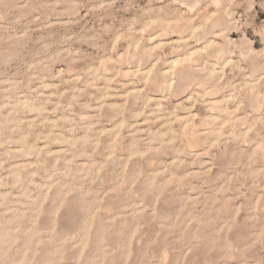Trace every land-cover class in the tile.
Listing matches in <instances>:
<instances>
[{"label":"rangeland","instance_id":"rangeland-1","mask_svg":"<svg viewBox=\"0 0 264 264\" xmlns=\"http://www.w3.org/2000/svg\"><path fill=\"white\" fill-rule=\"evenodd\" d=\"M262 98L264 0H0V264H264Z\"/></svg>","mask_w":264,"mask_h":264},{"label":"bare ground","instance_id":"bare-ground-1","mask_svg":"<svg viewBox=\"0 0 264 264\" xmlns=\"http://www.w3.org/2000/svg\"><path fill=\"white\" fill-rule=\"evenodd\" d=\"M250 42V41H249ZM252 44H253V42H251ZM244 44V43H243ZM212 47H214V46H212ZM215 48V47H214ZM246 49V48H245ZM245 49H244V51H245ZM247 51H249L250 52V50H247ZM246 51V52H247ZM246 52H245V54H246ZM252 52L254 53V48L252 47ZM244 53V52H243ZM248 53V52H247ZM249 55V54H248ZM178 59V58H177ZM255 67V66H254ZM185 68V67H184ZM212 69V68H211ZM187 71V70H186ZM183 72H184V70H183ZM191 73V72H190ZM167 75V74H166ZM189 75V74H188ZM182 76V75H181ZM204 76V75H203ZM165 78V77H164ZM188 79V78H187ZM195 81V80H194ZM165 82V81H164ZM180 82H181V80H180ZM159 83V82H158ZM188 83V82H187ZM186 83V84H187ZM184 84V83H183ZM161 85V84H160ZM159 85V86H160ZM202 85V84H201ZM210 87V86H209ZM213 87V86H212ZM201 89V88H200ZM206 91H208V90H206ZM206 93V92H205ZM216 93V92H215ZM211 95V94H210ZM263 99V98H262ZM261 100V99H260ZM262 101V100H261ZM263 101H264V99H263ZM263 103L264 102H262L261 103V105H263ZM20 104V103H19ZM221 104V103H220ZM217 107V106H216ZM207 126V125H206ZM196 132V131H195ZM190 133V132H189ZM195 136V135H194ZM190 137V136H189ZM196 137V136H195ZM198 137V136H197ZM196 139V138H195ZM201 139V138H200ZM191 140V139H190ZM204 140V139H203ZM191 142V141H190ZM193 142V141H192ZM191 145H192V143H191ZM262 149V148H261ZM66 217H68V216H66ZM167 217V216H166ZM69 219V218H68ZM251 220V219H250ZM80 230V229H79ZM257 231V230H256ZM79 233V232H78ZM78 235V234H77ZM229 239V238H228ZM236 239V238H235ZM239 244V243H238ZM234 249V248H233ZM44 253H45V251H44ZM247 253V252H246ZM236 254V253H235ZM233 256H234V254H233ZM45 259V258H44Z\"/></svg>","mask_w":264,"mask_h":264}]
</instances>
